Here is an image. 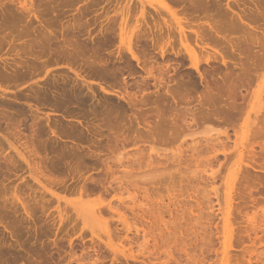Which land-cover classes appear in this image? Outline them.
I'll use <instances>...</instances> for the list:
<instances>
[{"label": "rangeland", "instance_id": "rangeland-1", "mask_svg": "<svg viewBox=\"0 0 264 264\" xmlns=\"http://www.w3.org/2000/svg\"><path fill=\"white\" fill-rule=\"evenodd\" d=\"M22 1L0 0V264H264V0H167L212 21L200 71L158 0Z\"/></svg>", "mask_w": 264, "mask_h": 264}, {"label": "bare ground", "instance_id": "bare-ground-1", "mask_svg": "<svg viewBox=\"0 0 264 264\" xmlns=\"http://www.w3.org/2000/svg\"><path fill=\"white\" fill-rule=\"evenodd\" d=\"M22 1V0H21ZM144 1V0H143ZM159 2H160V4H161V6L164 8H161L160 6H158L159 8V10L161 11V13H163V11H165L166 13L168 12L169 14V16L171 17V22L170 23H173V26H174V24H175V30H176V32L178 33V37H179V40H180V43L182 44V46H183V49H184V52H185V54L187 55V57H188V59L192 62V63H194L193 65H195L196 64V68H197V70L198 71H200V67L198 66V64H197V61H198V56H197V51H196V49H194L192 46H191V44L190 43H194V41L193 42H191L190 41V39L192 40V37L193 36H195L196 37V42L198 43V45L200 46V48L199 49H201V51H202V49H205V46H207L208 44H209V42H208V44H207V39H206V37H208L209 35L207 34L206 36H205V34H206V32H205V29L206 30H208L207 29V27H209V29L211 30V29H213V27L214 26H212L211 24H212V21H210V23H204L203 25L201 24L200 25V23H198V24H196L195 22H193V21H191L189 18L187 19L186 18V15H184V16H181L180 15V13H179V10L177 11L176 9H174L173 7L174 6H172L169 2H167V0H158ZM176 1V0H175ZM30 2V1H29ZM146 2V1H145ZM149 2V1H148ZM156 3H157V0L155 1ZM150 3V2H149ZM159 4V5H160ZM147 5V4H146ZM154 5H156V4H154ZM143 6V5H142ZM141 6V7H142ZM148 6V5H147ZM33 7V5H31V4H29L28 3V0H23L21 3H20V8L22 9V10H25V11H27V13L30 15H34L36 18H38V16H37V14H36V11L34 10V7ZM145 7V6H144ZM148 8V7H147ZM151 9V8H150ZM149 9V11H151V10H153V9H151L150 10ZM156 9V8H155ZM163 10V11H162ZM184 10V9H183ZM148 11V10H147ZM148 11V12H149ZM154 11V10H153ZM25 13V12H24ZM147 13V12H146ZM151 13V12H150ZM149 13V14H150ZM159 13V12H158ZM183 13V12H182ZM184 13H185V11H184ZM152 14V13H151ZM150 14V15H151ZM155 14V13H154ZM164 14V13H163ZM163 14H161V15H163ZM150 15L148 16V17H150ZM158 14H156V16H157ZM165 15V14H164ZM168 15H166V16H168ZM188 15H189V13H188ZM145 16V15H144ZM126 17V16H125ZM124 17V18H125ZM143 17V16H142ZM147 17V16H146ZM170 17L168 18V19H170ZM27 18V17H26ZM123 18V19H124ZM155 18V17H154ZM156 18H158V17H156ZM162 18V17H161ZM191 18V17H190ZM126 19V18H125ZM125 19L123 20V22H121L122 24H121V26H120V28H121V32H120V36H119V41H120V43H121V45L123 46L124 44L127 46V51H128V53L131 55V57L133 58V59H135L140 65L142 64V67L143 66H145V64H144V62H142V59L143 58H141L140 56H139V53L137 54V52H136V49H134V45L133 44H135L134 43V41H133V39H134V33L136 32L137 33V31L135 30V32L133 33L132 32V29H131V32L129 33H127V31L125 30ZM146 19V18H145ZM164 19V18H163ZM193 19V18H192ZM148 20V19H147ZM146 20V21H147ZM155 20V19H154ZM157 20V19H156ZM155 20V21H156ZM160 20V19H159ZM162 20V19H161ZM195 20V19H194ZM38 21V20H37ZM149 21V20H148ZM154 21V22H155ZM168 21V20H167ZM30 22V21H29ZM163 22V21H162ZM161 22V23H162ZM165 22V24L167 25V23H169V22H167L166 23V21H164ZM214 22H216V21H214ZM213 22V23H214ZM30 23H32V22H30ZM29 23V24H30ZM149 22H147V24H148ZM169 23V24H170ZM219 22H217V24H218ZM205 24H207L208 26H206L205 27ZM216 24V25H217ZM140 25V24H139ZM170 25H172V24H170ZM216 25H215V27H216ZM136 26V25H135ZM168 26V25H167ZM167 26H166V28H167ZM219 26V25H218ZM163 27L165 28V25H163ZM170 27V26H169ZM173 27V28H174ZM220 28L222 27V26H219ZM128 28V27H127ZM138 29V28H137ZM168 29V28H167ZM172 29V28H171ZM223 29H224V27H223ZM217 30H219V29H217ZM216 30V31H217ZM222 30V29H221ZM226 29H224V31H225ZM140 31V30H139ZM173 31H174V29H173ZM189 31H191V33L189 32ZM220 31V30H219ZM224 31H222V32H224ZM169 32V31H168ZM208 32H209V30H208ZM207 32V33H208ZM212 32L214 33L215 31H214V29L212 30ZM211 32V33H212ZM218 32V31H217ZM171 33V32H170ZM176 33V34H177ZM220 33V32H219ZM172 34H174V33H172ZM192 34H193V36H192ZM210 34V33H209ZM214 34H216V32L214 33ZM169 35V34H168ZM175 35V34H174ZM171 36V35H170ZM210 36H211V34H210ZM138 37V36H137ZM175 37V36H174ZM170 38H172V37H170ZM176 38H177V36H176ZM209 38V37H208ZM193 39H194V37H193ZM213 39V38H212ZM172 40V39H171ZM170 40V41H171ZM214 40H216V39H214ZM138 41H139V39H138ZM217 42H219L218 40H216ZM67 42H69V41H67ZM217 42H213V43H211L212 45L215 43L217 46L219 45V44H217ZM220 43V42H219ZM68 44V43H67ZM69 44H71V43H69ZM194 45V44H193ZM197 46V45H196ZM195 46V47H196ZM221 46V45H220ZM121 47V46H120ZM163 48V47H162ZM196 48H198V47H196ZM219 48V47H218ZM67 49V48H66ZM126 49V48H125ZM198 49V50H199ZM220 49V48H219ZM68 50H69V48H68ZM220 50H222V49H220ZM161 51H163L162 53L161 52H159V54L161 53V56L162 57H164V55H165V51L166 50H161ZM206 52H207V50H205ZM213 51V50H212ZM211 51V52H212ZM223 51V50H222ZM215 52V51H214ZM141 53V52H140ZM203 53V52H202ZM208 53H209V51H208ZM208 53H206V54H208ZM205 54V53H204ZM214 54V53H213ZM144 57V56H143ZM199 57H201V56H199ZM165 58V57H164ZM229 58V57H228ZM144 61V60H143ZM166 61V60H165ZM9 62V61H8ZM201 63V62H200ZM144 68V67H143ZM151 72V71H150ZM149 72V73H150ZM78 75H80L79 73H78ZM122 98H124V99H126V101H127V103H130L131 104V98H130V96L129 95H127V94H121L120 95ZM120 97V98H121ZM210 132H211V129H210ZM218 132V131H217ZM212 133V132H211ZM238 133H239V131H238ZM210 137H212L211 135H210ZM216 140H217V138H215ZM215 139L213 138V140L215 141ZM236 139H238V138H236ZM211 140V139H210ZM209 140V141H210ZM218 141V140H217ZM234 143V142H233ZM236 144V143H235ZM234 144V145H235ZM201 150V149H200ZM220 160V159H219ZM219 162V161H218ZM133 163V162H132ZM211 163V162H210ZM209 164V163H208ZM209 165H212V163L211 164H209ZM208 166V165H207ZM206 166V167H207ZM210 168V167H209ZM208 169L206 168V171H207ZM212 170V169H211ZM210 169H209V171H211ZM208 171V172H209ZM212 172V171H211ZM214 173V172H213ZM208 174V173H207ZM212 174V173H211ZM214 178V180H215V177H213ZM213 180V181H214ZM216 181V180H215ZM229 187V186H228ZM233 191V190H232ZM229 194V193H228ZM218 200V199H217ZM218 202V201H217ZM219 203V202H218ZM220 205V204H219ZM222 205V204H221ZM133 206H135V205H133ZM139 208V207H138ZM221 208V207H220ZM219 208V209H220ZM101 210H102V208H101ZM218 210V209H217ZM98 211V210H97ZM221 211V210H220ZM230 211V210H229ZM99 212V211H98ZM104 212V211H103ZM102 213V212H101ZM229 215V214H228ZM232 218V217H231ZM221 219V218H220ZM123 221V220H122ZM231 222V221H230ZM123 223V222H122ZM128 225V224H127ZM126 227V226H125ZM128 227V226H127ZM158 230V229H157ZM225 238V237H224ZM224 240V239H223ZM226 242V241H225ZM233 244V243H232ZM222 246H224L223 244H222ZM223 263V262H222Z\"/></svg>", "mask_w": 264, "mask_h": 264}]
</instances>
